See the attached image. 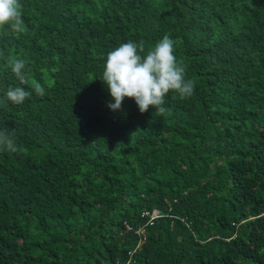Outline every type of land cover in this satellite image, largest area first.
Instances as JSON below:
<instances>
[{
	"label": "trees",
	"instance_id": "1",
	"mask_svg": "<svg viewBox=\"0 0 264 264\" xmlns=\"http://www.w3.org/2000/svg\"><path fill=\"white\" fill-rule=\"evenodd\" d=\"M21 3L26 32L0 28V130L20 148L0 152V264H264V0ZM164 35L193 94L110 109L106 54Z\"/></svg>",
	"mask_w": 264,
	"mask_h": 264
},
{
	"label": "clouds",
	"instance_id": "2",
	"mask_svg": "<svg viewBox=\"0 0 264 264\" xmlns=\"http://www.w3.org/2000/svg\"><path fill=\"white\" fill-rule=\"evenodd\" d=\"M22 10L21 0H0V28L8 26L12 32L25 33ZM175 51V41L168 35L147 50L143 40H129L109 51L101 78L114 100L108 107L120 110L127 97L134 99L141 113L147 112L151 106L157 116L170 114V109L165 107V97L173 92L185 99L193 94L195 87L193 80L186 79V65L177 59ZM8 65L21 85L30 86L38 96L43 97L45 88L30 80L26 60L11 58ZM5 95L12 104L21 105L32 92L22 86H9ZM19 151L14 133L0 130V152ZM145 213L149 217L157 214L155 211L152 216V213Z\"/></svg>",
	"mask_w": 264,
	"mask_h": 264
},
{
	"label": "built area",
	"instance_id": "3",
	"mask_svg": "<svg viewBox=\"0 0 264 264\" xmlns=\"http://www.w3.org/2000/svg\"><path fill=\"white\" fill-rule=\"evenodd\" d=\"M145 214H147V212H146ZM154 214H155V213L152 212L151 216L154 215Z\"/></svg>",
	"mask_w": 264,
	"mask_h": 264
}]
</instances>
